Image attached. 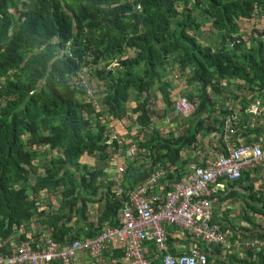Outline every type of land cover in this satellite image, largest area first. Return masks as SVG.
Masks as SVG:
<instances>
[{
    "label": "trees",
    "instance_id": "trees-1",
    "mask_svg": "<svg viewBox=\"0 0 264 264\" xmlns=\"http://www.w3.org/2000/svg\"><path fill=\"white\" fill-rule=\"evenodd\" d=\"M257 18L264 19V0H0L1 253L28 241L27 232L19 240L14 234L41 218L47 221L36 231L52 229L61 248L79 241L64 227L73 216L83 219L86 201L103 204L99 231L89 239L106 223L120 227L118 183L132 190L163 170L178 179L183 151L202 136L223 134L228 121L234 131L245 129L247 121L226 119L235 113L223 99L237 80L247 94L264 97V26L258 29ZM251 40L258 44L248 46ZM175 74L191 88L177 100L187 99L196 113L177 134L149 130L154 118H182ZM113 121L138 145L119 182L79 162L83 154L106 162L128 151V143L109 142ZM217 149L227 154L222 141ZM44 190L60 195L58 213L38 211ZM248 254L240 264H264L263 251L257 260Z\"/></svg>",
    "mask_w": 264,
    "mask_h": 264
},
{
    "label": "built area",
    "instance_id": "built-area-1",
    "mask_svg": "<svg viewBox=\"0 0 264 264\" xmlns=\"http://www.w3.org/2000/svg\"><path fill=\"white\" fill-rule=\"evenodd\" d=\"M93 93L91 88L86 89L87 97L90 98ZM175 111L185 120L196 113L195 106L187 99L177 100ZM252 113L255 116L264 115L262 99L255 102ZM226 126L224 144L227 154H217L213 160L206 161L205 167L194 166L189 173L174 179L171 187L167 188L162 182L164 170L157 171L132 190H126L118 183L115 200L121 202L120 227L106 223L100 235L63 248L52 237L47 238L41 247L35 248L29 240L19 245L12 242L11 249L14 251L11 255L0 251V264H73L79 254L99 260L110 244L120 245L130 264H152L148 259V245L155 247L157 260L162 255V264H211L208 256L196 248L180 256H164L167 225L194 240L215 244L226 255L240 247L243 252L252 253V259L257 260L258 254L264 250V240L231 244L227 236L221 235L217 224L213 223L212 202L215 193L213 186L223 188L222 182H236L248 168H256L264 162V137L251 144L238 143L232 138L234 130L229 121ZM124 138L117 133L109 142L118 141L122 145L126 143ZM128 151L131 158H135L137 143H130ZM124 173L125 167L120 166L118 175ZM116 181L119 182L120 178ZM157 188L162 189L161 194H156Z\"/></svg>",
    "mask_w": 264,
    "mask_h": 264
},
{
    "label": "crops",
    "instance_id": "crops-1",
    "mask_svg": "<svg viewBox=\"0 0 264 264\" xmlns=\"http://www.w3.org/2000/svg\"><path fill=\"white\" fill-rule=\"evenodd\" d=\"M239 83L242 81H233L230 85V90L225 98V107L229 110L234 111V116H228L226 119H233L235 122H245V129L241 132L235 130L232 134V138L238 143L251 144L259 141L260 138L264 137V115L255 116L252 111L255 107V102L258 99H261L259 96L249 95L245 89L239 88ZM173 84L175 86L173 100L176 101L181 95L188 90L185 86V79H182L177 74L173 78ZM197 89V88H196ZM196 89H194L196 91ZM241 89V94L238 99H232L229 96L235 93H238ZM240 93V92H239ZM177 95V97L175 96ZM161 109L164 104L162 100L159 101ZM222 103V102H221ZM264 104V99H262ZM246 109L247 120L241 115V112ZM163 113V110H161ZM251 111V113H250ZM163 115V114H162ZM166 122L168 126L174 127L173 132L176 130L177 126L183 125L182 121L177 120V115L172 114L166 119H161V123ZM110 128H119L120 135L128 138L126 144L128 143V149L130 143H134V140L129 139V131L119 122L113 121L110 123ZM169 132V133H170ZM225 133V135H224ZM224 135V137H223ZM226 132L223 134L212 133L209 135H204L199 141V145L195 146L193 149L184 150L182 153V162L178 164V168L181 169L183 162L186 163L185 168L181 172L183 174L189 173L194 166L201 163H206V161H211L215 158L219 152L221 141L224 143ZM129 155L127 150H122L121 153H117L109 161H100L99 158H95V166H88L95 169H101L107 172L108 178L118 179L120 181L125 176L124 174L118 175V168L120 166H128V159L126 156ZM114 167H109L113 163ZM141 165V164H139ZM138 165V166H139ZM175 171V168H172ZM41 172V171H40ZM43 172V171H42ZM243 175L240 182L226 183L222 182L223 188L214 187V196H213V223L217 224L220 229L221 235L224 237L227 236L228 239L233 237V239L240 241L242 244L244 242H250L255 240H264V162L258 165L256 168H248ZM106 180V179H105ZM173 179H168V173L164 174L162 182L166 185L167 188L171 187ZM162 189L157 188L156 194H161ZM47 191L44 190L41 192V204L39 207V212H45V214H52L55 210L56 213L60 211V206L62 199L57 196H48ZM99 199V197H94ZM86 214L82 220L77 221L75 216L66 223V220H63L61 224H65L64 229L70 230L71 236H79V241L83 239H89L87 236L89 233L96 234L97 231V220H99V214L103 207V204L86 201ZM78 207L73 208V214ZM59 209V210H57ZM66 210V208H64ZM78 211V210H77ZM79 212V211H78ZM67 213V211H66ZM72 214V215H73ZM70 212L66 214L68 217ZM47 218H41L36 220V224L28 226V228L19 229L18 232L14 234V239L19 240L22 236L26 235V232L29 234L27 239L32 245L36 247H41L45 240L54 235L52 229L44 227L42 230L36 231V228H40V224L46 222ZM167 232V254L171 256H180L184 253L189 252L193 247L200 244L193 238H191L186 233H183L179 229L172 226H165ZM101 232V230H100ZM37 237V242L32 241L31 239ZM96 237V235L94 236ZM201 242V250L209 256L211 259V264H240L239 262L249 260L248 252H243L241 248H236L231 254L226 255L221 252L220 247L215 244H210L207 241L203 240ZM150 245L147 246V249ZM154 247V246H153ZM155 248V247H154ZM264 252V250H263ZM148 259L152 264H162V255L160 259L157 260L155 250L148 251ZM53 264H60V262H54ZM73 264H130L125 257L124 251L121 249L120 245L110 244L107 249L104 251L102 257L99 260L91 259L87 254H79Z\"/></svg>",
    "mask_w": 264,
    "mask_h": 264
},
{
    "label": "rangeland",
    "instance_id": "rangeland-1",
    "mask_svg": "<svg viewBox=\"0 0 264 264\" xmlns=\"http://www.w3.org/2000/svg\"><path fill=\"white\" fill-rule=\"evenodd\" d=\"M256 25H257V27H258V29L260 30V31H262L263 30V26H264V19H262V18H257L256 19V23H255ZM209 32L211 31L210 30V28L208 27V28H206ZM250 31H251V25L249 24H245V32H248V33H250ZM258 43H254V41L253 40H251V42L249 43V45L248 46H250V45H253V46H256ZM92 97V96H91ZM261 99H264V97H262ZM165 109V107L164 106H162L161 107V110H164ZM160 113V115H162V112H159ZM170 117V116H169ZM247 117H248V115H246V117L244 116V118L247 120ZM177 120H178V122H179V120H181L182 121V124L183 125H186V123H187V121L188 120H190V119H188V120H185V119H182V118H180V117H178L177 118ZM153 122H154V127H159V126H161V127H163L164 129H163V133L164 134H168L169 132H170V130H173V128L175 127H172V126H168L167 125V123L166 122H164V123H161V120H158V119H153ZM109 129H110V131H112V132H110V133H112L113 135H115V134H117V133H119V128H110L109 127ZM177 131V128H176V130L175 131H173V132H176ZM178 132H176L175 134H177ZM201 136V135H200ZM125 140H127L128 138H124ZM111 160V159H110ZM79 162H80V164H82V166H85V165H88V166H95V160H94V157H92V156H90V155H88V154H83L82 156H81V158H80V160H79ZM114 162L115 161H113V163H111V165L109 166V167H114L113 166V164H114ZM35 164H36V162H35ZM60 195L58 194L57 195V197H59ZM202 242H204L203 240H202ZM201 242V243H202ZM201 243H200V246H201ZM203 244V243H202Z\"/></svg>",
    "mask_w": 264,
    "mask_h": 264
},
{
    "label": "clouds",
    "instance_id": "clouds-1",
    "mask_svg": "<svg viewBox=\"0 0 264 264\" xmlns=\"http://www.w3.org/2000/svg\"><path fill=\"white\" fill-rule=\"evenodd\" d=\"M92 97H93V94H92ZM243 175H244V173H243ZM243 175H242V177H243ZM242 179V178H241ZM240 179V180H241ZM240 180H238V181H236V182H239ZM236 182H233L234 184L236 183ZM215 224V223H214ZM229 240H230V243L231 244H234L235 242H237V240H235V239H233V237H230L229 238ZM197 242H200L201 243V240H196ZM200 245V244H199ZM199 245H197V246H195V247H193L192 249H199L201 252H202V250L200 249L201 248V246H199ZM191 249V250H192ZM188 253V252H187ZM187 253H184V254H187ZM203 254H205L204 252H202ZM205 255H207V254H205ZM208 256V255H207ZM208 258H209V256H208Z\"/></svg>",
    "mask_w": 264,
    "mask_h": 264
}]
</instances>
